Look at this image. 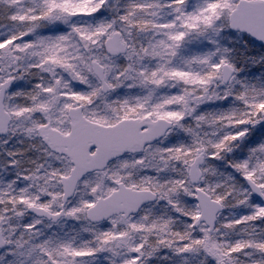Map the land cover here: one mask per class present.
<instances>
[{
    "label": "snow or ice",
    "instance_id": "6c2138e0",
    "mask_svg": "<svg viewBox=\"0 0 264 264\" xmlns=\"http://www.w3.org/2000/svg\"><path fill=\"white\" fill-rule=\"evenodd\" d=\"M0 264H264V0H0Z\"/></svg>",
    "mask_w": 264,
    "mask_h": 264
}]
</instances>
